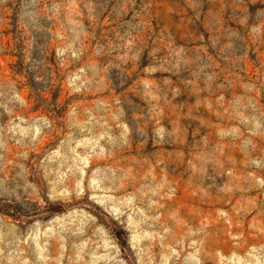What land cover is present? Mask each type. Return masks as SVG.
<instances>
[{
    "label": "rangeland",
    "instance_id": "374dc122",
    "mask_svg": "<svg viewBox=\"0 0 264 264\" xmlns=\"http://www.w3.org/2000/svg\"><path fill=\"white\" fill-rule=\"evenodd\" d=\"M0 264H264V0H0Z\"/></svg>",
    "mask_w": 264,
    "mask_h": 264
}]
</instances>
